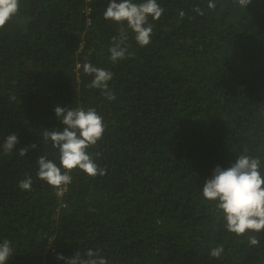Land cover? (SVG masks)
Returning a JSON list of instances; mask_svg holds the SVG:
<instances>
[{"label":"trees","instance_id":"16d2710c","mask_svg":"<svg viewBox=\"0 0 264 264\" xmlns=\"http://www.w3.org/2000/svg\"><path fill=\"white\" fill-rule=\"evenodd\" d=\"M157 2L164 11L149 17L151 42L141 47L128 29L132 55L116 63L109 48L121 25L103 16L110 0H19L0 29V145L19 138L11 153L0 147L7 264H66L58 253L88 249L108 264H264V230L250 245L252 233L227 231L202 195L213 170L239 155L259 158L264 175V0ZM86 62L113 73L115 100L88 87ZM57 105L102 116L103 138L88 151L106 169H73L59 197L36 175L42 155L60 166L41 137L65 127ZM28 176L31 191L21 190Z\"/></svg>","mask_w":264,"mask_h":264},{"label":"clouds","instance_id":"9594fccd","mask_svg":"<svg viewBox=\"0 0 264 264\" xmlns=\"http://www.w3.org/2000/svg\"><path fill=\"white\" fill-rule=\"evenodd\" d=\"M250 2L251 0H238L242 7H247ZM215 6L213 0H209L208 7ZM18 11L19 0H0V29L4 28ZM163 11L157 0H143L141 3L134 0H110L103 16L106 20L120 24L121 27L119 36L112 37L109 59L116 63L132 55L128 51V29L134 32V38L141 47L147 46L151 42L153 31L152 25L148 23L149 17L158 20ZM83 71L93 76L88 87L100 89L109 101L116 99L115 93L109 89V82L113 78L111 71L95 67L90 62L83 65ZM54 112L65 127L62 131L46 128L41 137L43 142H51L58 150L60 166L46 155H42L37 160L36 175L53 187L59 197L62 195L63 187L71 183L70 173L73 169L79 168L92 177L106 174V169L100 168L94 161L93 154L88 151L103 138L105 127L102 116L95 108L85 110L57 105ZM17 144H19L17 134L11 133L0 147L5 153H11ZM32 146L35 147V144ZM26 154V147L19 150L20 156ZM94 155L99 156L100 153ZM260 167L259 158L239 155L231 167L225 169L217 166L202 189L203 197L216 202V208L222 212L226 230L237 236L252 233L248 236V243L252 246L259 245L260 240L255 234L264 230V175L261 174ZM32 183L31 176H28L19 181L18 187L31 191ZM223 251V246L215 247L211 249L210 256L219 258ZM12 254L11 242L7 239L0 242V264H7ZM57 259L65 260L66 264H108L98 249H88L84 255L77 251L72 257L58 253Z\"/></svg>","mask_w":264,"mask_h":264},{"label":"built area","instance_id":"2783aa9c","mask_svg":"<svg viewBox=\"0 0 264 264\" xmlns=\"http://www.w3.org/2000/svg\"><path fill=\"white\" fill-rule=\"evenodd\" d=\"M65 191H66V186L63 187L62 194H64Z\"/></svg>","mask_w":264,"mask_h":264}]
</instances>
